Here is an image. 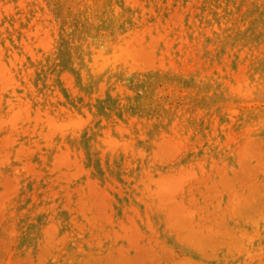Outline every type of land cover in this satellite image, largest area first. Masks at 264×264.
<instances>
[{
	"label": "rangeland",
	"instance_id": "374dc122",
	"mask_svg": "<svg viewBox=\"0 0 264 264\" xmlns=\"http://www.w3.org/2000/svg\"><path fill=\"white\" fill-rule=\"evenodd\" d=\"M0 264H264V0H0Z\"/></svg>",
	"mask_w": 264,
	"mask_h": 264
}]
</instances>
